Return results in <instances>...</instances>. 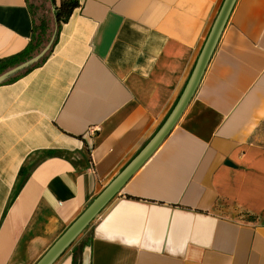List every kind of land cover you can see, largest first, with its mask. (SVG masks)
Here are the masks:
<instances>
[{
    "label": "crops",
    "instance_id": "1",
    "mask_svg": "<svg viewBox=\"0 0 264 264\" xmlns=\"http://www.w3.org/2000/svg\"><path fill=\"white\" fill-rule=\"evenodd\" d=\"M223 1L79 0L38 62L33 0H0V75L37 58L0 82V264H35L145 149ZM235 3L177 123L53 264L86 239L84 264H264V0Z\"/></svg>",
    "mask_w": 264,
    "mask_h": 264
},
{
    "label": "water",
    "instance_id": "2",
    "mask_svg": "<svg viewBox=\"0 0 264 264\" xmlns=\"http://www.w3.org/2000/svg\"><path fill=\"white\" fill-rule=\"evenodd\" d=\"M236 0H224L223 5L216 16V20L210 30L209 37L202 48V52L195 64V69L189 78L187 85L180 96L179 102L170 113L168 119L165 121L163 127L158 131L155 137L150 143L141 151L134 160H132L127 167H125L119 175H117L111 183H109L103 191H101L95 198L89 203V205L80 213V215L65 229V231L59 236V238L51 245V247L43 254V256L36 261L35 264H53L59 256L66 251L75 242L77 237L90 225L92 220L99 214V212L105 207V205L116 195L122 186L128 181V179L140 168L143 163L151 156V154L157 149L161 142L170 133V130L177 123L181 117V113L186 108L191 98L196 92L199 86V82L207 69V65L213 54V50L217 45L218 40L221 37V33L228 22ZM53 39V37H52ZM52 44L51 42L39 53L37 58L44 54ZM32 59L27 61L21 66L7 70L0 75V82L6 80V78L18 68L26 66L37 60Z\"/></svg>",
    "mask_w": 264,
    "mask_h": 264
},
{
    "label": "trees",
    "instance_id": "3",
    "mask_svg": "<svg viewBox=\"0 0 264 264\" xmlns=\"http://www.w3.org/2000/svg\"><path fill=\"white\" fill-rule=\"evenodd\" d=\"M78 5H79V0H60V4L55 7V10H54L55 23L58 25V27L55 30V34L52 40L53 42H52L51 47L46 51V53L42 56V58L38 62L44 61L47 58L48 54L52 51V48L56 42L55 41L56 37L60 30L61 22L66 20L71 15V13L75 10V7H77ZM37 37H38L37 38L38 41H40L39 33ZM40 44H41V41H40ZM41 46L43 47L46 45L42 43ZM87 246H90V245H87L85 244L84 241H82L74 247V255H73V260H72L73 264H84L83 256L87 249Z\"/></svg>",
    "mask_w": 264,
    "mask_h": 264
},
{
    "label": "rangeland",
    "instance_id": "4",
    "mask_svg": "<svg viewBox=\"0 0 264 264\" xmlns=\"http://www.w3.org/2000/svg\"><path fill=\"white\" fill-rule=\"evenodd\" d=\"M33 10H35V23L38 26L39 39L41 44L48 45L55 34V16L51 9L49 0H33ZM264 130V129H263ZM89 240L85 243L88 245Z\"/></svg>",
    "mask_w": 264,
    "mask_h": 264
}]
</instances>
